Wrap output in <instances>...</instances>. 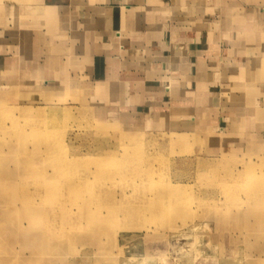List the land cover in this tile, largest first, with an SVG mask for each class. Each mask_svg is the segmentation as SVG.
I'll use <instances>...</instances> for the list:
<instances>
[{
    "label": "rangeland",
    "instance_id": "rangeland-1",
    "mask_svg": "<svg viewBox=\"0 0 264 264\" xmlns=\"http://www.w3.org/2000/svg\"><path fill=\"white\" fill-rule=\"evenodd\" d=\"M235 145L0 88V264H264V134Z\"/></svg>",
    "mask_w": 264,
    "mask_h": 264
},
{
    "label": "crops",
    "instance_id": "crops-1",
    "mask_svg": "<svg viewBox=\"0 0 264 264\" xmlns=\"http://www.w3.org/2000/svg\"><path fill=\"white\" fill-rule=\"evenodd\" d=\"M0 88L241 149L264 134V0H0Z\"/></svg>",
    "mask_w": 264,
    "mask_h": 264
},
{
    "label": "bare ground",
    "instance_id": "bare-ground-1",
    "mask_svg": "<svg viewBox=\"0 0 264 264\" xmlns=\"http://www.w3.org/2000/svg\"><path fill=\"white\" fill-rule=\"evenodd\" d=\"M51 117H52V115H51ZM47 120H48V118H46ZM54 119V118H53ZM53 130V129H52ZM57 130V129H56ZM38 131V130H37ZM42 133V132H41ZM54 133V132H53ZM116 149V148H115ZM1 181H3V180H1ZM0 181V182H1ZM2 186V185H1ZM57 186V185H56ZM57 188V187H56ZM2 190V189H1ZM31 212V211H30ZM263 213V212H262ZM31 215V214H30ZM27 216V215H26ZM258 217V216H257ZM25 218V217H24ZM26 219V218H25ZM31 220V219H30ZM165 250V249H164Z\"/></svg>",
    "mask_w": 264,
    "mask_h": 264
}]
</instances>
